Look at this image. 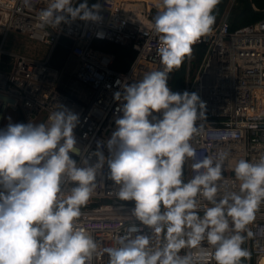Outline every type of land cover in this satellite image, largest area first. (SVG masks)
Returning <instances> with one entry per match:
<instances>
[{"label":"clouds","instance_id":"obj_1","mask_svg":"<svg viewBox=\"0 0 264 264\" xmlns=\"http://www.w3.org/2000/svg\"><path fill=\"white\" fill-rule=\"evenodd\" d=\"M218 3L159 0L153 29L162 68L114 93L122 115L96 150L77 147L79 114L63 105L46 123L0 129V264H99L105 254L108 264H197L203 254L194 259L181 251L205 245L215 264L251 259L242 245L253 236L249 225L264 204V156L258 162L235 161L238 189L224 181L228 150L194 161L186 179L185 165L196 156L192 141L203 132L198 121L206 120L205 103L196 92L168 86L169 74L192 57L193 45L212 34ZM35 5L36 0H23L29 10ZM100 7L87 0H51L40 11V26L97 21ZM213 139L224 137L213 133ZM105 165L115 196L134 206L116 246L103 248L79 221L82 208L105 183ZM144 229L160 238L158 246Z\"/></svg>","mask_w":264,"mask_h":264},{"label":"built area","instance_id":"obj_2","mask_svg":"<svg viewBox=\"0 0 264 264\" xmlns=\"http://www.w3.org/2000/svg\"><path fill=\"white\" fill-rule=\"evenodd\" d=\"M50 2L36 0L35 7L29 10L23 6V0H0L1 44L12 30L48 46L43 58H33L0 45V62L3 55L11 57L6 67H0V129H4L8 115L12 124L46 123L57 105H63L79 114L80 123L74 129L77 147L91 152L96 150L97 141L106 142L116 128L115 119L122 115L117 111L121 102L114 100V93L122 91L125 83L137 82L162 68L157 53L159 41L153 29L159 0H87L89 6L101 5V19H76L58 28L41 27L40 11ZM62 35L72 39L65 63L69 58L77 60L72 77L89 89L86 101L59 89L57 78L61 69L48 63L50 51ZM104 41L131 49L126 68L114 67L116 54L98 46ZM183 66L182 86L173 88V72L169 74L168 86L176 92H196L205 103L206 117L198 121L203 132L192 141L196 156L186 163L185 178H191L194 161L228 150L224 181L238 189L240 181L233 171L235 161L245 158L258 162L264 156V11L258 20L235 29L229 28L228 12L223 13L215 20L212 34L193 45L192 57ZM213 133L222 134L224 139H213ZM102 151L108 155L106 147ZM73 158L80 160L79 156ZM107 171L105 165V183L97 187L89 204L82 208L79 221V226L103 248L116 246L115 238L124 231L121 225L126 227L131 222L130 210L134 206V202L120 201L115 196L117 189L107 180ZM249 229L253 236L244 244L252 255L245 264H264V204ZM144 231L152 235L158 246L160 238L150 229ZM187 252L194 259L203 254V261L197 264H215L213 250L207 245L202 249H184L181 255ZM99 264H108L107 254Z\"/></svg>","mask_w":264,"mask_h":264},{"label":"trees","instance_id":"obj_3","mask_svg":"<svg viewBox=\"0 0 264 264\" xmlns=\"http://www.w3.org/2000/svg\"><path fill=\"white\" fill-rule=\"evenodd\" d=\"M225 2L226 0H219L218 5L213 11V14L216 18L222 13L223 8L225 6ZM263 11L264 0H236L228 16L229 28L235 29L239 26L252 23L258 20L262 17ZM98 46L106 51H110L116 54L117 61L114 64V67L124 69L129 64L132 57V51L130 48L107 41L101 42ZM9 61H11V57L8 55H3L0 62V67H6ZM183 73V64L178 70H173L171 80L173 88L176 86V78L181 79L182 81ZM242 247L245 248V244H243ZM245 263L246 260L242 262V264Z\"/></svg>","mask_w":264,"mask_h":264},{"label":"rangeland","instance_id":"obj_4","mask_svg":"<svg viewBox=\"0 0 264 264\" xmlns=\"http://www.w3.org/2000/svg\"><path fill=\"white\" fill-rule=\"evenodd\" d=\"M79 2L82 1H78L77 3ZM0 45H2V47L6 50L23 53L33 58H43L48 49V46L46 44L30 39L25 34L12 30H10L6 34L2 44L0 43ZM76 66V59L69 58L67 60V62L64 64V66L59 72L57 78V87L79 100L86 101L88 100L90 95L89 89L79 83H76L72 77V72L75 70ZM182 84L183 82L181 81V79L176 78L175 87H181ZM174 92H176V90H174ZM10 121L11 116L8 115V117L5 118L4 129L10 123Z\"/></svg>","mask_w":264,"mask_h":264},{"label":"water","instance_id":"obj_5","mask_svg":"<svg viewBox=\"0 0 264 264\" xmlns=\"http://www.w3.org/2000/svg\"><path fill=\"white\" fill-rule=\"evenodd\" d=\"M71 45V38L64 35L60 36L50 51L48 63L58 69H61L64 66Z\"/></svg>","mask_w":264,"mask_h":264},{"label":"crops","instance_id":"obj_6","mask_svg":"<svg viewBox=\"0 0 264 264\" xmlns=\"http://www.w3.org/2000/svg\"><path fill=\"white\" fill-rule=\"evenodd\" d=\"M236 2V0H226V2H225V6H224V8H223V11H222V13L220 14V16L223 14V13H225V12H228V16H229V14H230V12H231V8H232V6H233V4ZM220 16H218L217 18H219ZM216 18V19H217Z\"/></svg>","mask_w":264,"mask_h":264}]
</instances>
